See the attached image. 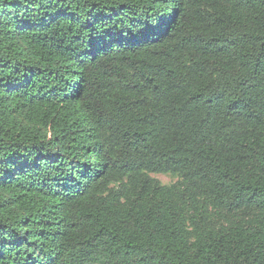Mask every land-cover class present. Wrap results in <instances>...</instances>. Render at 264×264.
Here are the masks:
<instances>
[{"label":"trees","instance_id":"1","mask_svg":"<svg viewBox=\"0 0 264 264\" xmlns=\"http://www.w3.org/2000/svg\"><path fill=\"white\" fill-rule=\"evenodd\" d=\"M0 264H264V0H0Z\"/></svg>","mask_w":264,"mask_h":264},{"label":"rangeland","instance_id":"2","mask_svg":"<svg viewBox=\"0 0 264 264\" xmlns=\"http://www.w3.org/2000/svg\"><path fill=\"white\" fill-rule=\"evenodd\" d=\"M152 177L158 179L163 185H170L177 181L176 178L171 175H163V174H152Z\"/></svg>","mask_w":264,"mask_h":264}]
</instances>
